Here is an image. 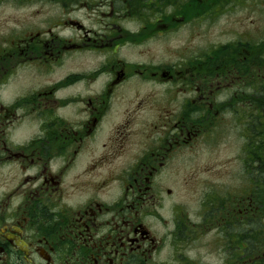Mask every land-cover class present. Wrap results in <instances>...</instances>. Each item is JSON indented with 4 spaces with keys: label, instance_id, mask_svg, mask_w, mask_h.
Wrapping results in <instances>:
<instances>
[{
    "label": "flooded vegetation",
    "instance_id": "1",
    "mask_svg": "<svg viewBox=\"0 0 264 264\" xmlns=\"http://www.w3.org/2000/svg\"><path fill=\"white\" fill-rule=\"evenodd\" d=\"M19 1L0 264H264V0Z\"/></svg>",
    "mask_w": 264,
    "mask_h": 264
},
{
    "label": "rangeland",
    "instance_id": "2",
    "mask_svg": "<svg viewBox=\"0 0 264 264\" xmlns=\"http://www.w3.org/2000/svg\"><path fill=\"white\" fill-rule=\"evenodd\" d=\"M22 4L19 0H11L10 2L6 3L5 5H0V31L2 30L3 26V19L6 17H10V28L15 29L20 21L23 9L21 8ZM205 37H210V31H204ZM208 152H204L202 157L198 159L200 165L202 166H210L213 162L214 155L210 152L211 149H208ZM224 159V158H220ZM191 175L188 174V177ZM214 176L211 173H201L197 174L195 179L192 182V191L188 193L187 198L191 199L196 196H198V193L203 187V183H206L208 185L211 184V182L214 180Z\"/></svg>",
    "mask_w": 264,
    "mask_h": 264
}]
</instances>
